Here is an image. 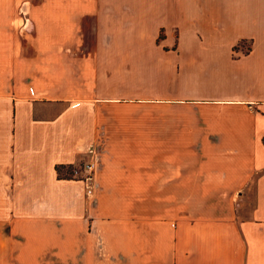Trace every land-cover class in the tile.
I'll return each mask as SVG.
<instances>
[{"label":"crops","instance_id":"1","mask_svg":"<svg viewBox=\"0 0 264 264\" xmlns=\"http://www.w3.org/2000/svg\"><path fill=\"white\" fill-rule=\"evenodd\" d=\"M0 264H264V0H0Z\"/></svg>","mask_w":264,"mask_h":264},{"label":"rangeland","instance_id":"2","mask_svg":"<svg viewBox=\"0 0 264 264\" xmlns=\"http://www.w3.org/2000/svg\"><path fill=\"white\" fill-rule=\"evenodd\" d=\"M88 154L91 155L90 152H88ZM88 162L92 163V160H90V157H88L84 162H81L77 165H73L70 168H67V171L65 173L69 176V178L80 179L86 184H88L89 180L84 179L86 175L85 164ZM92 171H93V166H92Z\"/></svg>","mask_w":264,"mask_h":264},{"label":"built area","instance_id":"3","mask_svg":"<svg viewBox=\"0 0 264 264\" xmlns=\"http://www.w3.org/2000/svg\"><path fill=\"white\" fill-rule=\"evenodd\" d=\"M88 152H92V150L89 148L88 149ZM92 166H93V164L92 163H90V162H88V163H86L85 164V170H86V175H85V178L84 179H86V180H89L88 182H90L91 181V175H92Z\"/></svg>","mask_w":264,"mask_h":264},{"label":"trees","instance_id":"4","mask_svg":"<svg viewBox=\"0 0 264 264\" xmlns=\"http://www.w3.org/2000/svg\"><path fill=\"white\" fill-rule=\"evenodd\" d=\"M67 168H70V166L65 167V166H56V171L58 175H62L63 177L66 176L67 174L65 173L67 171ZM63 171V172H62ZM62 172V174H61ZM67 177H69L67 175Z\"/></svg>","mask_w":264,"mask_h":264}]
</instances>
